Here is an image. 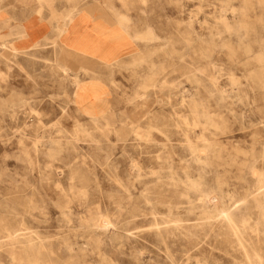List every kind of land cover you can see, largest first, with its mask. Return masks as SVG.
Segmentation results:
<instances>
[{
    "label": "rangeland",
    "instance_id": "obj_1",
    "mask_svg": "<svg viewBox=\"0 0 264 264\" xmlns=\"http://www.w3.org/2000/svg\"><path fill=\"white\" fill-rule=\"evenodd\" d=\"M104 1L135 48L101 107L0 54V264H264V0Z\"/></svg>",
    "mask_w": 264,
    "mask_h": 264
},
{
    "label": "crops",
    "instance_id": "obj_2",
    "mask_svg": "<svg viewBox=\"0 0 264 264\" xmlns=\"http://www.w3.org/2000/svg\"><path fill=\"white\" fill-rule=\"evenodd\" d=\"M124 17L104 0H0V54L59 59L60 65L80 79L75 88L78 106L101 107V102L108 99L105 81L110 65L135 48ZM54 45L64 49L66 56L55 57L49 50ZM191 96L185 100L196 115V99ZM182 121L194 124L197 119ZM192 156L190 160L195 162L196 154Z\"/></svg>",
    "mask_w": 264,
    "mask_h": 264
}]
</instances>
